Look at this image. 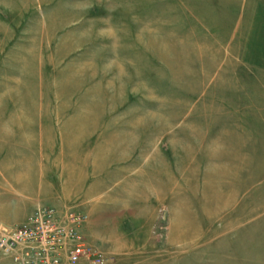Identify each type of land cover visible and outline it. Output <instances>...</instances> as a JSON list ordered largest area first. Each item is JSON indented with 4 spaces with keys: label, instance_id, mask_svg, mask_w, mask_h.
Segmentation results:
<instances>
[{
    "label": "rangeland",
    "instance_id": "374dc122",
    "mask_svg": "<svg viewBox=\"0 0 264 264\" xmlns=\"http://www.w3.org/2000/svg\"><path fill=\"white\" fill-rule=\"evenodd\" d=\"M251 3L0 0V229L58 197L103 264H264Z\"/></svg>",
    "mask_w": 264,
    "mask_h": 264
},
{
    "label": "built area",
    "instance_id": "2783aa9c",
    "mask_svg": "<svg viewBox=\"0 0 264 264\" xmlns=\"http://www.w3.org/2000/svg\"><path fill=\"white\" fill-rule=\"evenodd\" d=\"M86 220L81 210L62 212L53 205H38L22 224L0 229V253L11 259L1 264H61L64 251L71 263L103 264L104 253L81 238Z\"/></svg>",
    "mask_w": 264,
    "mask_h": 264
},
{
    "label": "crops",
    "instance_id": "0c3cea01",
    "mask_svg": "<svg viewBox=\"0 0 264 264\" xmlns=\"http://www.w3.org/2000/svg\"><path fill=\"white\" fill-rule=\"evenodd\" d=\"M250 1L252 2L251 22L249 24V29H248L249 32L246 39L244 55L249 64L262 66L264 68V0H250ZM20 129L21 128L14 127L8 130V128L5 127L2 122H0V144H3L5 141H12V140L14 141L17 140L18 142V140L22 139V137L26 135L29 136L30 132L28 130H24V131L22 130L23 132H21L19 131ZM18 165H20V163H18ZM10 170H11L10 176L13 175V178L15 176L20 177L22 175L16 164L14 165V168H10ZM6 171L8 172V170ZM2 174L3 172L1 173L0 170V178L3 179ZM14 183H15V190L19 192L20 189L18 182L15 180ZM54 199L58 201V206L55 207L59 209H63L64 205L62 204L63 203L62 200H60L58 197ZM3 259L5 260H3L4 262L2 263L10 262L11 260L10 258H4V257Z\"/></svg>",
    "mask_w": 264,
    "mask_h": 264
}]
</instances>
